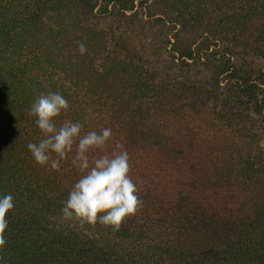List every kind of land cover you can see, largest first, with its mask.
I'll return each instance as SVG.
<instances>
[{
  "label": "trees",
  "instance_id": "trees-1",
  "mask_svg": "<svg viewBox=\"0 0 264 264\" xmlns=\"http://www.w3.org/2000/svg\"><path fill=\"white\" fill-rule=\"evenodd\" d=\"M49 91L57 127L112 129L90 162L129 154L142 207L118 231L61 220L75 146L58 170L27 148ZM263 139L264 0H0V264H264Z\"/></svg>",
  "mask_w": 264,
  "mask_h": 264
},
{
  "label": "clouds",
  "instance_id": "clouds-1",
  "mask_svg": "<svg viewBox=\"0 0 264 264\" xmlns=\"http://www.w3.org/2000/svg\"><path fill=\"white\" fill-rule=\"evenodd\" d=\"M78 50L82 55L87 51L83 43ZM68 109V100L58 91L36 96L30 115L35 118L42 138L38 143H29L27 148L37 164L58 170L75 146L72 164L80 177L63 202L61 220L79 225L99 224L118 231L142 207L138 185L130 175L129 154L122 144H117L118 150L99 155L90 162V153H104L113 136L112 129L106 127L82 134L83 124L70 120L57 127V118ZM14 207L11 194H0V249L6 244V217Z\"/></svg>",
  "mask_w": 264,
  "mask_h": 264
},
{
  "label": "rangeland",
  "instance_id": "rangeland-1",
  "mask_svg": "<svg viewBox=\"0 0 264 264\" xmlns=\"http://www.w3.org/2000/svg\"><path fill=\"white\" fill-rule=\"evenodd\" d=\"M262 143H263V147H264V139H263V142Z\"/></svg>",
  "mask_w": 264,
  "mask_h": 264
}]
</instances>
